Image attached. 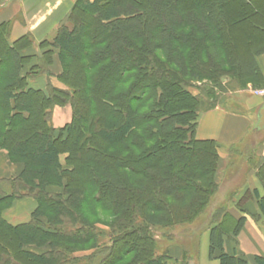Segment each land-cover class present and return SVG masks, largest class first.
<instances>
[{"label": "trees", "instance_id": "1", "mask_svg": "<svg viewBox=\"0 0 264 264\" xmlns=\"http://www.w3.org/2000/svg\"><path fill=\"white\" fill-rule=\"evenodd\" d=\"M235 1L75 0L67 23L58 27L51 41L39 44L43 51L38 56L21 55L20 49L33 45L30 35L9 45V24H0V147L7 150L11 162L21 164L11 180V191L0 186V264H24L23 260L72 264L74 261L66 259L71 248L87 243L97 248L103 231L77 219L75 211L85 198V182L96 186L123 214L122 229L112 226L115 230L108 232L109 241L91 254L94 264H115L130 242L146 251L143 260L131 264H176L170 262L167 251L155 253L151 231L177 220V212L167 208H173L175 196L185 203L184 209H189L185 199L197 204L203 201L207 187L217 186L214 171L218 162L215 142L194 135L199 97L181 85L185 79H209L213 84L206 90L210 93L216 86L215 74L220 73L218 65L207 67L208 61L189 60L184 47L190 33L175 34L173 30L187 25L188 12L199 18L200 25L206 22L210 30L200 29L207 39L197 38L196 32L190 31V43L198 44H191L189 51L196 54L198 49L210 52L216 37L223 56H234L237 46L233 29L238 24L246 26L250 43L254 39L264 43L263 6L255 0H239L242 9L231 13L228 7ZM85 12L90 13L95 29L91 23L76 20ZM137 38L142 40L140 47L136 46ZM247 51L248 56L255 54ZM54 52L61 66L56 78L65 88L49 80L45 90L29 86L28 79L38 74L50 76L48 65ZM4 60L9 62L7 66ZM83 61L94 69L93 75L83 77L79 69L66 68ZM148 99L153 105L146 109ZM161 100L168 109L160 108ZM66 102L72 107L73 117L63 127L55 128L53 109ZM141 128L147 137L156 135L157 144L142 146V139L136 137V130ZM132 134L135 138L131 142ZM91 142L104 146L94 147ZM127 142L131 146L129 159L142 162L141 170L127 166L126 171L123 155ZM81 176H87V181L83 182ZM14 186L36 200L30 220L16 224L1 215L2 208L16 197ZM50 187L62 188V192H51ZM142 197L141 221H134L127 215L133 211V200ZM258 205L264 214V197L258 198ZM220 213L229 223L218 220L209 228V259L217 260V264H248L235 252L223 250V235L227 229L236 234L243 218L233 220L222 208ZM40 217L46 222L42 223ZM69 220H77L78 225L67 226ZM130 221L132 228L126 226ZM3 242L12 243L14 250L10 252ZM44 245L49 249L39 253L27 248ZM116 251L119 254L114 255ZM254 260L264 264L262 256L255 255Z\"/></svg>", "mask_w": 264, "mask_h": 264}, {"label": "rangeland", "instance_id": "2", "mask_svg": "<svg viewBox=\"0 0 264 264\" xmlns=\"http://www.w3.org/2000/svg\"><path fill=\"white\" fill-rule=\"evenodd\" d=\"M219 2H225L226 0H216ZM260 3L263 8H264V0H255V2ZM231 5L228 7V11L234 12L238 11V9H242L241 2L239 0H236L235 2H231ZM155 7V4H154ZM158 7V6H156ZM156 11V10H155ZM159 13L157 12L155 15V19H158ZM188 14L189 21L187 25L181 26L179 29H174L173 32L180 33H190L189 36V41L186 43L184 49L185 52L190 55L189 60L192 61H208V66L211 65H218L219 71L218 73L220 74H215V79L216 81V86H213L212 92L208 93L207 88L208 86L212 85L211 81L209 79H201V80H183L182 81V87L186 91L191 92L192 94H197L199 97L200 102L197 104V116L196 119L201 112L202 109L208 108L211 106L213 103H215L217 98V93L219 90H221V85L223 81H229L230 79L237 77V86L240 88H245L248 83H250L252 86L255 85L256 87H259L260 79L258 78V73L253 71L254 69L253 66L251 65V56H248L249 54L246 53V49L248 48L252 53L259 52L261 49L264 48V43L259 40H252L251 43L248 41V31L246 29V26L243 24L237 25L233 29V35L234 36V42L236 43V54H233L234 56H229L226 58V56H223V53L219 47H217V42L215 41L217 38L215 37L213 39L214 45L211 46L210 52L209 49L203 50V49H198V53H194V51H189L191 44H198V42L190 43V37L191 33L196 32L195 36L197 38H200L203 40L207 39V36L203 31L206 30L209 31L210 27L204 22V25L199 24V18L196 15H191ZM77 15V14H76ZM91 15L88 12H85L82 17H77V21H84L86 23H91L92 29H95V25L90 22ZM192 18V19H191ZM155 20V21H156ZM70 24V23H69ZM71 26V24H70ZM205 26V27H204ZM200 27L202 28L203 31H201ZM193 31V32H190ZM192 39V38H191ZM194 41V40H193ZM142 40L140 38L136 39V46L139 45L141 46ZM200 44V43H199ZM29 47V46H28ZM138 47V48H139ZM23 49V48H22ZM22 50L20 49V52ZM207 52L210 53V56L207 54ZM246 53V54H245ZM159 56V55H158ZM0 57H3V52H0ZM191 63V61H190ZM4 64L7 66L9 64L8 61L5 62ZM70 67H73L72 70L74 71L75 69H79L81 71V75L83 77H86V75H93L94 69L89 67L85 61L79 63H73L70 65H67V69ZM157 69V67H155ZM210 70L211 74L214 73L210 68H207ZM133 72V71H131ZM39 75V74H38ZM247 78H243L241 77ZM250 75H254L255 77L250 78ZM37 76V75H36ZM35 76V77H36ZM81 76V78H82ZM239 76L241 78H239ZM249 77V78H248ZM34 78V77H33ZM32 78V79H33ZM50 81V80H49ZM68 83L71 81L67 80ZM50 83L56 87L59 88H65V85L60 82L57 78L53 82L50 81ZM217 95V96H216ZM146 109L149 107L151 108L153 105V101L151 99H148L145 102ZM165 101L161 100V104L159 105L160 108L165 106V109H168L167 105H165ZM60 107H64L68 113V117L65 119H62L60 122L63 124L65 120L68 122L72 119L73 117V111L72 107L69 104V102H66L65 104H62ZM148 108V109H149ZM145 108L143 110L146 111ZM57 115L60 116L62 115V110L58 109ZM3 116V111L0 110V117ZM188 117L184 118L185 120ZM65 124H63L64 126ZM61 126V127H63ZM186 127V126H184ZM191 132L188 131V134ZM191 135V134H190ZM136 137L138 139H142L141 145L146 146V148H151L154 143L156 142V135L147 137L145 133H143L142 128L136 130ZM133 138L135 136L132 134V137H130V140L132 142ZM145 138V139H143ZM178 140L181 141V137L177 138ZM130 142H127V151L124 152L123 157H125V169L127 171V166H131L135 169L141 170L142 167V162L138 161H130V149L131 146L129 144ZM182 143V141H181ZM192 142L190 141L191 144ZM157 144V143H155ZM164 144V143H163ZM91 145L94 147L100 148V146H104L103 144L100 145V143L96 142H91ZM196 144L194 145L195 148ZM136 151V150H134ZM4 152V156H3ZM135 153V152H134ZM64 156L65 154L61 155V160L62 163H64ZM134 156H132L133 158ZM239 161V155L231 154V157L229 159V167L236 166L235 164L238 165ZM5 162V163H3ZM233 163V164H232ZM235 163V164H234ZM66 166V165H65ZM70 165L69 167H71ZM218 163L216 170L214 171V181L216 182L217 186H208L207 187V193L203 196V201L200 204L197 203H191L188 201V208L189 209H184L185 208V203L181 202L178 198L179 196H175L173 198V202H175L173 208L172 207H167L168 209H171V211H176L177 214V220L176 221H170L169 224H164L160 225L157 227H153L152 234L155 237V244L156 245V252L155 253H161L167 251V253L170 255V262L171 263H176V264H201L200 262V244L204 239H206L208 236L209 238V228L216 223L218 220H222L225 222V224L229 223L227 218L223 216L222 213H220L221 208L225 209V211L228 208L229 202L231 201L232 194L234 192V188L236 185H239V182L235 179H227L222 181L220 180L221 176H226V172L223 174L218 173ZM227 168V167H226ZM21 169V164H15L11 162L8 158V152L4 147H0V186L3 187V189L7 192L11 191V180L16 177V175L19 173ZM241 169V168H240ZM241 175V174H240ZM239 175V176H240ZM223 177V178H224ZM151 178V177H150ZM222 178V177H221ZM241 179V177H239ZM81 180L87 181V176H81ZM146 178V182H147ZM220 180V184H218V181ZM68 181L70 182L71 179ZM240 181V180H239ZM85 185L87 186L86 189V194L83 202L81 203L80 208H78L76 211L77 219L83 220L87 225L95 227L97 230H102L104 235L98 237V243H97V248L106 241H109V231L115 230L118 228H121V224L123 221L121 218L123 217V214L119 208H116L113 206V204L108 202L107 196H102L99 193V189L94 186L91 187L87 182H85ZM148 184H151L148 181ZM15 185V184H14ZM154 191H157V186L153 184ZM15 187V186H14ZM49 191L51 192H62V188L58 187H50L48 188ZM25 190L20 189L19 187L14 188V196L10 201V203L2 208L1 215L5 219H8L9 221H14V222H21V221H27L30 220V215L27 217L25 215L17 216L16 217V212L17 210L22 209L19 203H15V206H12V201H20L24 200L25 198H33L32 194H27V192H24ZM35 200V199H34ZM144 200V197L142 198H136L133 200V211L129 213L127 216L128 218H134L133 220L141 221V212H140V202ZM36 201V200H35ZM105 201V202H103ZM108 202V203H107ZM166 204L169 203L168 201H165ZM13 208H12V207ZM187 206V205H186ZM198 206V207H197ZM12 208V209H11ZM4 212V213H3ZM6 212V213H5ZM26 219V220H24ZM42 223L46 222L45 217H40L39 218ZM7 220V221H8ZM8 221V222H9ZM129 222V221H128ZM10 223V222H9ZM67 226H72L76 227L78 225V221H67L66 222ZM128 224V225H127ZM126 226L133 227V223L130 221V223H127ZM125 225V224H124ZM114 226L115 229H111V227ZM128 227V228H129ZM126 228V229H128ZM122 229V228H121ZM125 229V230H126ZM5 247H7L10 252L14 250V245L9 242H3ZM204 245V244H203ZM202 245V249H203ZM28 249L35 251V252H44L49 249L48 245H44L42 247H35V246H29L27 247ZM97 248H92L91 244L87 243L84 245H78L69 250V257L66 258L67 260L74 261L72 264H84L85 262H88V264H94L93 259L90 258L91 254L93 255V252L97 250ZM125 253L123 256L115 263V264H131V263H136L140 260L144 259V253L145 248H142L141 246H133L132 242L128 244L127 247L124 248ZM117 251L115 252L114 255H117ZM119 254V253H118ZM202 263L205 264L204 257H203V250H202ZM209 258V257H208ZM65 260V259H64ZM210 260V259H209ZM66 261V260H65ZM93 262V263H91ZM24 264H35L28 262L26 260H23ZM58 264H64L63 262H58Z\"/></svg>", "mask_w": 264, "mask_h": 264}, {"label": "crops", "instance_id": "3", "mask_svg": "<svg viewBox=\"0 0 264 264\" xmlns=\"http://www.w3.org/2000/svg\"><path fill=\"white\" fill-rule=\"evenodd\" d=\"M74 2L75 0H0V24H9L7 43L11 45L20 37L30 35L33 45L24 48L21 55H40L43 50L40 49L39 44L43 41H51L58 27L67 23ZM251 63L252 69L258 73L260 86L256 87L248 83L245 88H240L237 86V77L223 81L221 90L218 91V96L216 95V102L199 113L194 135L196 139L215 142L218 173L226 172V176H221L220 180L228 181L233 178L238 179L239 182L234 188L226 211L233 220L243 218V224L236 234L227 229L226 234L223 235V250L229 254L235 252L245 258L248 264H256L255 255L264 257V214L258 205V198L264 197V130H254L253 124L257 109L263 101L264 51L256 52L251 56ZM25 70L27 65L23 72ZM48 71L50 76L39 74L33 79H28L29 86L45 90L48 80L51 82L55 80L56 75L61 71L56 52L52 55ZM252 77L255 76L250 75V78ZM58 109L62 110L60 116L57 115ZM66 111L64 107H54L52 124L55 128H60L68 122L67 120L63 124L60 122L68 117ZM231 154L239 155L238 165L234 163L236 166L233 167H229L231 163L228 164ZM15 203L22 206V209L17 210L16 217L24 215V212L29 217L36 207L33 198H25L19 202L13 200V207ZM206 237L200 244V262L203 264L201 261L203 250L205 264H217V260L208 258L209 238Z\"/></svg>", "mask_w": 264, "mask_h": 264}, {"label": "water", "instance_id": "4", "mask_svg": "<svg viewBox=\"0 0 264 264\" xmlns=\"http://www.w3.org/2000/svg\"><path fill=\"white\" fill-rule=\"evenodd\" d=\"M262 98H263V101L257 109L256 119L253 124V129L257 131L264 130V94Z\"/></svg>", "mask_w": 264, "mask_h": 264}, {"label": "built area", "instance_id": "5", "mask_svg": "<svg viewBox=\"0 0 264 264\" xmlns=\"http://www.w3.org/2000/svg\"><path fill=\"white\" fill-rule=\"evenodd\" d=\"M258 93H260V92H258Z\"/></svg>", "mask_w": 264, "mask_h": 264}]
</instances>
